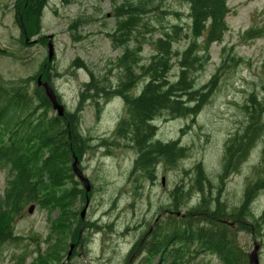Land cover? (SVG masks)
Segmentation results:
<instances>
[{
  "label": "rangeland",
  "instance_id": "obj_1",
  "mask_svg": "<svg viewBox=\"0 0 264 264\" xmlns=\"http://www.w3.org/2000/svg\"><path fill=\"white\" fill-rule=\"evenodd\" d=\"M124 1L48 0L42 9L41 32L33 37L28 32L22 45V29L17 20L18 13H24L21 0H0V88L27 91L32 103L30 111H36L30 122L35 125L58 117L53 107H39L41 102L36 92L39 77L50 84L66 113L73 115L80 106L84 85L92 79L105 89L117 88L125 79L119 59L127 47L140 46L142 64H148L154 48L147 41L156 40L163 28L176 25L182 27L184 33L174 49L179 52L186 49L190 43L187 34L191 22L188 0H148L153 11L145 20L156 31L148 35L147 30L142 29L141 35L137 33L125 45L114 47L109 35L116 28L115 8ZM228 8V31L221 43L209 48L205 68L194 76L196 89H201L217 74L224 59L235 56L243 62L233 66L228 61L232 69H226L219 78L209 102L194 121L164 115L157 122V140L178 141L187 148L186 157L175 168L159 165L156 180H144L138 189L139 184L129 176L137 159L136 151L126 147V141L114 137L117 125L126 116L124 100L121 97L108 101L96 99L101 106L98 113L95 100L87 95L79 111L78 128L85 137L91 138L92 149L80 158L79 169L89 179L92 193L81 225V240L72 241L71 236L60 239L53 231L59 212L33 202L13 215L11 226L17 240L0 244V264H35L41 255L54 250L61 254L60 264H223L208 251L198 250L197 253V248H190L182 260L176 251L174 258L158 256L149 263H146V252L151 230L170 217L165 210L173 203L172 192L176 186L183 185L188 192L186 206L173 211L177 217L202 202V195L195 186L196 165L203 166L212 183L207 194L210 192L211 197L219 198L230 210L241 205L247 185L264 176L263 137L239 170L220 180L226 143L245 124L242 107L250 94L262 97L264 87V0H229ZM20 20L25 26L22 16ZM251 29L262 31L263 36L249 38L247 32ZM49 42L54 51L52 62H49ZM77 59L84 67L74 66ZM176 61L178 59L174 58L172 82L177 80L179 72ZM144 82L138 80L135 92L141 90ZM16 121H12L13 124ZM102 139L108 141L107 146L100 145ZM74 176L77 184L65 181L63 190L69 191L74 184L83 189ZM11 178V170L0 169V209H8ZM85 205L82 199H76L72 210L81 216ZM31 206L35 207L32 214L28 211ZM250 210L252 217L261 216L264 191L254 199ZM251 221L249 218L247 223ZM91 224H97L98 229L90 227ZM236 232L237 242L247 255L252 252L255 241L260 243L259 260L264 264V223L257 234ZM72 245L74 249L68 258ZM173 247L180 248L177 243Z\"/></svg>",
  "mask_w": 264,
  "mask_h": 264
},
{
  "label": "trees",
  "instance_id": "obj_2",
  "mask_svg": "<svg viewBox=\"0 0 264 264\" xmlns=\"http://www.w3.org/2000/svg\"><path fill=\"white\" fill-rule=\"evenodd\" d=\"M47 1L21 0V10L24 13H18L17 20L22 29V45L26 41L25 32H29L31 37L41 32L42 9ZM129 1L125 0L115 8L116 28L109 36L116 48L128 43L137 33L141 35L142 29L147 30L148 35L156 31L145 20V16L153 11L150 1ZM228 1L188 0L191 22L187 34L190 43L186 49L183 52L174 49L184 33V29L176 25L163 28L156 40L147 41L154 48L148 64H142L140 46L137 49L127 47L119 59L125 79L117 88L107 89L97 86L92 79L84 85L85 92L82 93L80 106L73 115L67 112L65 117H55L34 125L29 119L36 111H30L32 103L27 91L24 88L12 91L0 88V169H9L12 172L8 187L10 203L7 204V210L0 209V244L17 240L13 236L11 219L15 213L33 202L48 205L59 212L53 231L60 239L71 236L72 241L81 240L83 221L79 212L72 208L76 199L86 202V192L75 185L77 183L71 162L74 156L80 160L92 149L91 138L85 137L78 128L82 101L87 95L89 99L95 100L98 113L101 106L96 99L108 101L121 97L124 100L126 116L117 125L114 137L126 141L125 146L136 151L137 159L129 176L134 183L139 184L138 189L142 187V181L156 180L159 165L175 168L186 157L187 148L182 147L178 141L165 143L157 140V122L164 115L172 119L191 118L194 121L209 102L219 78L221 79L226 69H232L228 61L233 66L243 62L242 58L235 56L224 59L217 74L201 89H196L194 76L205 68L209 48L215 43H221L228 31ZM20 16L28 31L22 25ZM261 33L260 30L251 29L247 36L254 39L263 36ZM144 39L145 37L143 41ZM138 42L141 40L138 39ZM174 58L178 59L179 72L178 79L171 82ZM74 66L84 67L79 59L74 62ZM140 79L145 84L141 90L135 92ZM36 92L41 102L39 107H52L44 89L37 88ZM242 110L246 117L245 124L226 143L221 181L239 170L264 137V87L262 97L256 93L250 94ZM26 112L28 114L25 115ZM14 120L17 121L13 124ZM100 145L107 146L108 141L102 139ZM261 163L264 165V151ZM194 172L195 186L202 195V202L177 217L173 211L178 212L186 206L185 197L188 192L183 185L176 186L172 192L173 205L168 207V211L165 210L170 217L162 225L157 224L149 235L146 263L154 261L158 256L174 258L176 251H179L182 260L183 254L189 253L190 248H197V253L198 250L208 251L218 256L223 264H249L247 253L237 242L236 231L257 234L263 227L264 211L259 218H255L251 216L250 208L254 199L264 191V176L250 182L241 205L230 210L219 198L211 197L209 191L207 194L206 190L211 188L212 183L203 166L196 165ZM68 180L75 184L69 191L63 190L65 181ZM249 218L252 221L248 224ZM90 227L98 229L97 224H91ZM175 243L179 245V249L173 247ZM60 256L54 250L46 256L41 255L35 264H60Z\"/></svg>",
  "mask_w": 264,
  "mask_h": 264
},
{
  "label": "water",
  "instance_id": "obj_3",
  "mask_svg": "<svg viewBox=\"0 0 264 264\" xmlns=\"http://www.w3.org/2000/svg\"><path fill=\"white\" fill-rule=\"evenodd\" d=\"M48 47H49V62H52L53 57H54V51H53V45H52L51 42H49ZM38 87L39 88L42 87V88L45 89V94H46L47 98L49 99V101L51 102L53 109L57 112L58 116L59 117H65V111H66L65 107L58 100V98H57L54 90L50 86V84L48 82H44L42 80V78L39 77L38 78ZM72 169H73V173L76 175V177L79 179V181L83 184V188H84V190L86 192L87 202H86L85 208L83 209V211L81 213V219L84 221L85 214H86L87 209L89 208V204H90L89 193L92 190L91 189V184H90L89 179L79 169V159L76 156H74V162L72 164ZM34 208H35L34 206H31L29 208L28 211H29L30 214L33 213ZM73 249H74V245L71 246V249H70V251L68 253V258L71 257ZM259 251H260V244L255 242L253 251L248 255L250 264H260Z\"/></svg>",
  "mask_w": 264,
  "mask_h": 264
},
{
  "label": "bare ground",
  "instance_id": "obj_4",
  "mask_svg": "<svg viewBox=\"0 0 264 264\" xmlns=\"http://www.w3.org/2000/svg\"><path fill=\"white\" fill-rule=\"evenodd\" d=\"M131 3V0L129 1ZM120 5V4H119ZM189 16V15H188ZM178 57V56H177ZM177 62V61H176ZM176 65V64H175ZM179 68V67H178ZM178 79V78H177ZM172 82V81H171ZM139 95V94H138ZM133 96V95H132ZM162 115V114H161ZM179 119V118H178ZM155 126V125H154ZM155 130V129H154ZM155 134V133H154ZM176 188V187H175ZM260 191V190H259ZM174 202V201H173ZM173 205V204H172ZM175 205V204H174ZM210 225V224H209ZM259 230V229H258Z\"/></svg>",
  "mask_w": 264,
  "mask_h": 264
},
{
  "label": "flooded vegetation",
  "instance_id": "obj_5",
  "mask_svg": "<svg viewBox=\"0 0 264 264\" xmlns=\"http://www.w3.org/2000/svg\"><path fill=\"white\" fill-rule=\"evenodd\" d=\"M151 232H152V230H151Z\"/></svg>",
  "mask_w": 264,
  "mask_h": 264
}]
</instances>
